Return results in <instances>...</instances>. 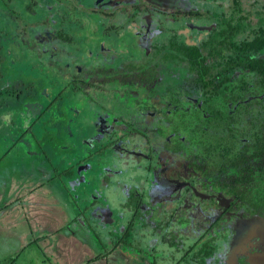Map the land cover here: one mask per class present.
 Listing matches in <instances>:
<instances>
[{"label": "flooded vegetation", "instance_id": "af4514ba", "mask_svg": "<svg viewBox=\"0 0 264 264\" xmlns=\"http://www.w3.org/2000/svg\"><path fill=\"white\" fill-rule=\"evenodd\" d=\"M179 1L0 0L7 150L53 153L86 232L132 264H264V215L206 142L263 98L232 44L264 41V5Z\"/></svg>", "mask_w": 264, "mask_h": 264}, {"label": "trees", "instance_id": "16d2710c", "mask_svg": "<svg viewBox=\"0 0 264 264\" xmlns=\"http://www.w3.org/2000/svg\"><path fill=\"white\" fill-rule=\"evenodd\" d=\"M234 5L262 6L264 0H234ZM259 11V9H258ZM232 50L241 56L249 52V58L240 57L232 60V71L250 74L249 83L258 80L264 87V41L259 32L248 42H235ZM216 63L220 67L226 63L224 59H212L207 65ZM212 67V66H211ZM263 98H258L249 106H243L235 113V117L222 127L210 133L206 142L209 156L225 174V180L235 182L237 189L245 193L250 204L264 215V91Z\"/></svg>", "mask_w": 264, "mask_h": 264}, {"label": "rangeland", "instance_id": "374dc122", "mask_svg": "<svg viewBox=\"0 0 264 264\" xmlns=\"http://www.w3.org/2000/svg\"><path fill=\"white\" fill-rule=\"evenodd\" d=\"M177 5L196 8L200 5V2L198 0L191 3L179 1ZM6 130L5 128V132ZM28 151V149H23L22 146H17L15 151L10 153L3 152L0 148V217L6 219V222L10 220L13 225L24 231L27 236H29L31 229L34 233L39 230L38 233L40 232V235L46 233L45 237L35 243L33 249H29L24 254L21 264H27L30 257L32 259L41 254V252L57 247L58 243L54 240L56 234L53 237L48 234L52 233L57 226L54 225L56 222L60 224V222L65 220L64 214L58 213L54 208L56 207L54 199L57 195L54 186L56 188L58 186L53 182H57L56 179H52H54V164L57 165V169L59 168L58 158L51 152L46 154V151L40 157H29ZM17 154L20 155L16 156ZM20 156H23V160L16 159L22 158ZM51 163H53V167H51ZM29 184H32L30 188ZM24 210L28 213L27 215H25ZM37 215H39L38 220H36L37 217L33 219ZM17 216L18 219L15 222L13 219ZM81 224L85 223L81 221ZM79 227L80 225L73 222L72 225L67 227V230L73 229L74 231L75 229L77 231ZM73 231L71 232L73 233ZM66 232L63 231L64 234ZM95 238L90 236L91 240H95ZM10 249L13 250L14 247L11 246ZM35 263L44 264L42 261L37 260Z\"/></svg>", "mask_w": 264, "mask_h": 264}, {"label": "crops", "instance_id": "0c3cea01", "mask_svg": "<svg viewBox=\"0 0 264 264\" xmlns=\"http://www.w3.org/2000/svg\"><path fill=\"white\" fill-rule=\"evenodd\" d=\"M2 124L3 122L1 120L0 148L3 152L5 151L8 153L7 148L9 147L11 138L7 136ZM19 155L20 154H17L16 156ZM33 156L40 157L37 153L31 154L29 157ZM20 157L22 158L16 159L23 160V156ZM58 163V166H61L60 162ZM56 166L57 165L54 164V179L52 180L56 179L60 170V167L57 169ZM51 167H53V163H51ZM66 181V174L60 178V183L53 181L58 186L57 188L54 186L57 194L54 199L56 206L54 208L58 213L64 214L63 217L65 220L60 222V224L56 222L54 225L57 226L54 228L52 233H49L48 235L53 237L56 234L54 240L58 243V245L55 248L41 252V254L32 259L31 257L30 259L28 258L29 261L27 264H36V260L42 261L44 264H132L129 251L126 250L124 252H120L121 250H113L110 249L109 246L106 247V238L104 237H96L95 240L90 239V236H95L86 232L83 225L79 221L80 207L76 204L73 197H71V191ZM32 184H29V188ZM24 212L26 213L25 215L28 214L25 210ZM38 217L39 215L34 216L33 219L36 218V220H38ZM17 219L18 216L13 220L16 222ZM73 222L80 225L79 229L77 231L75 229L74 231L73 229L67 230V227L72 225ZM57 227L59 228L57 229ZM63 231H67L66 234H64ZM71 231H73V233ZM37 233H34L31 229L29 231V236H27L24 231L18 229L10 220L6 222V219L0 217V263L21 264V259H24V254L29 249H33L35 247V243H37L42 237L46 236V233H44V235H40V232L38 234ZM11 246L14 247L13 250L10 249Z\"/></svg>", "mask_w": 264, "mask_h": 264}, {"label": "water", "instance_id": "95a60500", "mask_svg": "<svg viewBox=\"0 0 264 264\" xmlns=\"http://www.w3.org/2000/svg\"><path fill=\"white\" fill-rule=\"evenodd\" d=\"M7 125H8V124H7ZM8 126H9V125H8ZM17 127H18V125H17V124L15 125V127H12V125H11V128H10V130L12 131V129H14V128H17ZM7 136H9V135L7 134ZM12 141H13V139H11V142H12ZM21 143H22V144H27V142H26V138H22V139H21ZM66 182H67V184H68V185H70V183H69V180H68V179H67V181H66ZM261 223L264 225V218H262V217H261Z\"/></svg>", "mask_w": 264, "mask_h": 264}]
</instances>
